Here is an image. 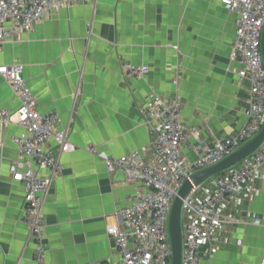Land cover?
<instances>
[{"label": "crops", "instance_id": "1", "mask_svg": "<svg viewBox=\"0 0 264 264\" xmlns=\"http://www.w3.org/2000/svg\"><path fill=\"white\" fill-rule=\"evenodd\" d=\"M236 20L217 0H90L50 11L31 31L0 44V66H24L38 110L59 114L54 133L65 132L73 146L61 152L55 140L48 143L63 174L43 198V264L121 260L108 230L121 224L118 212L135 202L142 186L128 182L121 169L109 171L105 158L115 160L150 145L155 98L181 104L186 162L211 149L216 139L239 132L250 84L239 81V64L230 61ZM127 64L148 72L129 78ZM19 106L11 84L0 75V112L14 114ZM20 133L17 124L4 127L0 116V264H36L23 221L25 187L10 170L19 159L13 138ZM242 166L207 178L197 197L213 193L219 177ZM218 210L224 222L202 248L198 264H262L264 166L253 185ZM233 218L249 223H228ZM254 219L262 225H253ZM191 220L183 211L182 224ZM212 249L217 251L212 254Z\"/></svg>", "mask_w": 264, "mask_h": 264}, {"label": "built area", "instance_id": "2", "mask_svg": "<svg viewBox=\"0 0 264 264\" xmlns=\"http://www.w3.org/2000/svg\"><path fill=\"white\" fill-rule=\"evenodd\" d=\"M87 1L90 0H0V44L17 34L31 31L50 11ZM217 1L237 16L230 61L239 64V81L250 84L248 106L244 111L245 123L234 136L216 139L211 149L195 161L186 162L182 146L188 133L181 120V104L179 101L155 98L156 114L150 145L115 160L105 158L109 171L121 169L128 182L142 186L136 192L135 202L118 212L121 224L108 230L121 253V260L91 264H172L169 218L181 186L195 173L219 164L241 149L264 126V61L261 50L264 0ZM23 69L20 63L0 66V75L11 84L20 102L14 114L3 109L0 116L4 127L17 124L21 128V133L13 138L19 159L10 170L13 179L25 187L23 221L28 225L30 238L35 245L34 262L43 264L46 254L43 198L48 194L53 180L63 174V167L54 150L48 148V143L51 139L55 140L61 152L71 151L73 146L65 132L54 133L59 114H42L38 110L33 92L23 78ZM147 72L145 66L126 65L129 78H143ZM193 132L194 135L198 134L195 130ZM90 150L96 151L93 147ZM263 166L264 141L243 161L240 169L217 179L213 193L198 198V188H193L184 198L183 211L190 213L193 220L182 224V264L199 263L202 248L209 245L211 237L224 222L218 206L231 200L244 186L253 185ZM39 170L48 174L40 175ZM228 223L249 222L233 218ZM251 223L262 225L260 219H254ZM216 251L212 249L211 253Z\"/></svg>", "mask_w": 264, "mask_h": 264}, {"label": "water", "instance_id": "3", "mask_svg": "<svg viewBox=\"0 0 264 264\" xmlns=\"http://www.w3.org/2000/svg\"><path fill=\"white\" fill-rule=\"evenodd\" d=\"M261 50L264 61V30L261 38ZM264 141V126L260 133L241 149L224 159L219 164L195 173L189 180L181 186L176 196L169 218V237L173 251L172 264H182L183 236H182V212L183 200L193 188H198L207 178L223 173L238 164L242 163Z\"/></svg>", "mask_w": 264, "mask_h": 264}, {"label": "rangeland", "instance_id": "4", "mask_svg": "<svg viewBox=\"0 0 264 264\" xmlns=\"http://www.w3.org/2000/svg\"><path fill=\"white\" fill-rule=\"evenodd\" d=\"M146 76V75H145Z\"/></svg>", "mask_w": 264, "mask_h": 264}]
</instances>
